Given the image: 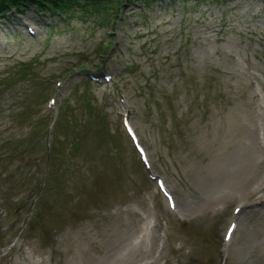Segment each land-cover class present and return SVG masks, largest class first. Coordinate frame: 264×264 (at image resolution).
<instances>
[{"label":"rangeland","instance_id":"374dc122","mask_svg":"<svg viewBox=\"0 0 264 264\" xmlns=\"http://www.w3.org/2000/svg\"><path fill=\"white\" fill-rule=\"evenodd\" d=\"M263 173L264 0L0 16V264H264Z\"/></svg>","mask_w":264,"mask_h":264},{"label":"trees","instance_id":"16d2710c","mask_svg":"<svg viewBox=\"0 0 264 264\" xmlns=\"http://www.w3.org/2000/svg\"><path fill=\"white\" fill-rule=\"evenodd\" d=\"M135 1L138 0H0V16H5L12 10L18 12L35 8L43 13L57 11L64 14H71L75 10H79L82 13L94 14L101 18L108 17L115 8Z\"/></svg>","mask_w":264,"mask_h":264},{"label":"bare ground","instance_id":"6f19581e","mask_svg":"<svg viewBox=\"0 0 264 264\" xmlns=\"http://www.w3.org/2000/svg\"><path fill=\"white\" fill-rule=\"evenodd\" d=\"M249 183L250 181H244L241 185L242 188H240L238 185L233 186L232 188L234 190L238 189V192L242 196L241 198L243 206L239 210H237V216H239L240 213L243 214L246 207H254L262 201L261 197L264 195V173L260 174L257 180L253 183H250V185ZM160 185L163 188H165L166 186L164 185V183H160ZM243 186H246V188H243ZM257 195H259V197H256ZM132 252L134 255L141 254V250L137 249L136 247L132 249Z\"/></svg>","mask_w":264,"mask_h":264}]
</instances>
